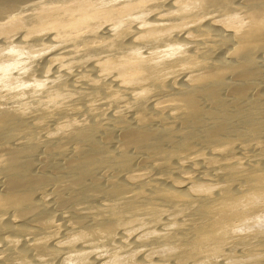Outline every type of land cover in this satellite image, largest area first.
<instances>
[{"label": "bare ground", "instance_id": "obj_1", "mask_svg": "<svg viewBox=\"0 0 264 264\" xmlns=\"http://www.w3.org/2000/svg\"><path fill=\"white\" fill-rule=\"evenodd\" d=\"M0 264H264V0H0Z\"/></svg>", "mask_w": 264, "mask_h": 264}]
</instances>
